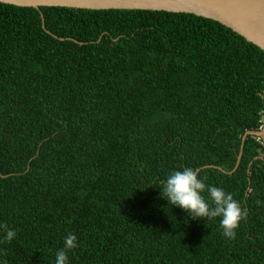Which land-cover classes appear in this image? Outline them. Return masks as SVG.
I'll list each match as a JSON object with an SVG mask.
<instances>
[{
	"label": "trees",
	"instance_id": "trees-1",
	"mask_svg": "<svg viewBox=\"0 0 264 264\" xmlns=\"http://www.w3.org/2000/svg\"><path fill=\"white\" fill-rule=\"evenodd\" d=\"M263 121L264 51L217 21L0 2V258L54 264L74 232L70 264H264ZM183 167L239 201L234 238L178 226Z\"/></svg>",
	"mask_w": 264,
	"mask_h": 264
},
{
	"label": "clouds",
	"instance_id": "clouds-1",
	"mask_svg": "<svg viewBox=\"0 0 264 264\" xmlns=\"http://www.w3.org/2000/svg\"><path fill=\"white\" fill-rule=\"evenodd\" d=\"M158 192L160 200L185 213L182 221L176 220L178 226L179 223L188 226L191 222L205 224L218 218L222 235L232 239L245 216L241 204L231 192H227L222 186L207 184L205 177L193 167L170 171L162 181V188L158 189ZM0 228L5 229L2 240L12 241L15 238V229L2 224ZM77 243L78 238L74 232L66 233L62 246L55 252L54 264H70L68 253L77 246ZM0 264H8V261L0 258Z\"/></svg>",
	"mask_w": 264,
	"mask_h": 264
},
{
	"label": "water",
	"instance_id": "water-1",
	"mask_svg": "<svg viewBox=\"0 0 264 264\" xmlns=\"http://www.w3.org/2000/svg\"><path fill=\"white\" fill-rule=\"evenodd\" d=\"M1 3L33 7L40 11L42 6H62L83 9H144L190 13L212 19L230 28L248 42L264 51V0H0ZM42 27L43 25V15ZM261 139L264 144V121L257 131H246L248 136ZM242 154V145L237 163Z\"/></svg>",
	"mask_w": 264,
	"mask_h": 264
}]
</instances>
